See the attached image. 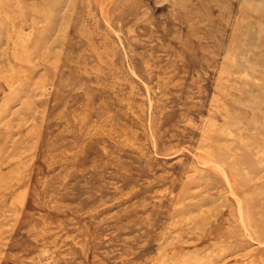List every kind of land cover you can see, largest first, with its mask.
<instances>
[{"label":"rangeland","instance_id":"374dc122","mask_svg":"<svg viewBox=\"0 0 264 264\" xmlns=\"http://www.w3.org/2000/svg\"><path fill=\"white\" fill-rule=\"evenodd\" d=\"M0 264H264V0H0Z\"/></svg>","mask_w":264,"mask_h":264},{"label":"bare ground","instance_id":"6f19581e","mask_svg":"<svg viewBox=\"0 0 264 264\" xmlns=\"http://www.w3.org/2000/svg\"><path fill=\"white\" fill-rule=\"evenodd\" d=\"M10 41H11L13 47H17V43L15 42L14 39H11ZM18 42L21 43L22 41L20 40V41H18ZM23 42H24V41H23ZM12 53H13V52H12ZM3 67H4V66H3ZM262 81H263V80H262ZM22 89H23V88H22ZM210 154H211V152H210ZM251 197H252V196H251ZM252 199H253V198H252Z\"/></svg>","mask_w":264,"mask_h":264}]
</instances>
